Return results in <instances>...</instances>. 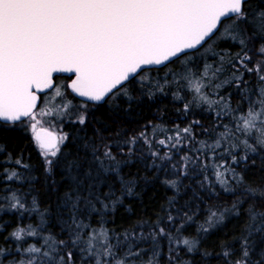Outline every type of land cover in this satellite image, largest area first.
<instances>
[{
    "label": "snow or ice",
    "instance_id": "snow-or-ice-1",
    "mask_svg": "<svg viewBox=\"0 0 264 264\" xmlns=\"http://www.w3.org/2000/svg\"><path fill=\"white\" fill-rule=\"evenodd\" d=\"M218 40H231L239 45L240 51H214ZM257 40L264 41V0H260L255 8L248 0H0V121L14 126L18 122L23 123L22 117L31 118L34 121L30 125L33 142L40 150L45 171L50 172L52 165L62 163L75 186L72 193H65L66 203L71 202L73 208H77L83 201L91 211H100L95 207V203H100L102 209L107 210L109 204L100 198L98 190L101 184L107 182L109 173L115 174L124 185L123 191L131 194V188L120 176V162L112 152V147L119 146L104 145L102 156L97 155V149L93 148L91 160L84 161L78 156L73 157L71 152H63L62 146L66 147V141L69 140L67 133L58 135L46 128L38 129L34 112L37 92L51 89L55 96H62L61 87H65L79 97L87 98L78 106L79 112L74 121L84 125L89 102L95 105L114 100L120 95L131 99L130 89L137 85L143 89L146 83L163 91L169 84L184 86L187 82L194 95L192 100L184 104L185 112L193 104L207 103L209 108L216 105L221 107L220 112L216 113L217 117L230 116L233 123V128L221 125L225 131L219 134L214 144L201 142L202 149L212 150L214 157L215 150L224 141L228 144L224 151L230 155L233 163L238 164L240 161L246 162L250 153H256L257 146L264 149V42L256 49L261 59L249 67L252 63L249 45ZM209 53L214 60L218 58V64L214 66L205 62L202 68L197 66L194 70L192 65L197 60L205 59ZM176 62L182 66V71L165 72L163 84L150 79L148 73L151 69L146 66L167 67L169 63ZM226 66L231 69L228 77L220 83H214L225 73ZM54 73H72L75 78L62 86L54 84ZM245 73L256 74L259 88L255 101L247 96L251 90L246 87ZM169 75L172 76L171 80H168ZM226 84H235L237 89H241L242 99L248 100L246 110H241L239 105L233 109L229 97L220 96L217 100H211L204 92L205 88L214 87L218 90ZM242 85L245 87L242 88ZM174 98L184 99L179 91L174 94ZM71 104V101H67L63 105L64 109H68ZM40 111L41 115L52 114L45 113L43 108ZM193 123L199 124V121ZM182 135L191 137L192 125L183 129L177 126V144L181 142ZM140 137L150 145L144 133H140ZM137 139L131 137L125 142L128 155L132 154L131 145ZM159 143L163 145L165 141L160 140ZM238 148L244 151L239 159L232 154ZM152 155L157 156L158 153L153 152ZM167 155L165 153V158ZM15 163L22 165L18 158ZM214 167L216 180L225 186L226 191H232L229 177L238 185L244 184V177L226 162ZM6 178L19 179V176L12 171ZM245 191L255 197L259 190L246 186ZM85 192L87 194L82 195ZM113 195L109 185V192L104 196L111 200ZM260 195L264 197V191H260ZM12 199L15 200L11 204L12 208H24L15 195ZM116 202L112 201L113 207ZM239 203L241 201L238 200L232 205L237 215ZM246 211L251 221L259 220L264 225V212L256 211L254 206ZM185 217L191 219L186 213ZM223 219V213L212 211L208 223L214 225ZM174 220L175 217L169 214L168 221ZM72 222L75 229L69 240H56L47 236L41 247L29 245L21 249L18 246L17 252L27 253L29 258L12 264H75L74 253L68 250L69 245L80 252L81 264H157L156 257L160 252L155 231L148 237L141 235L139 238L152 241V256L145 261L142 258L145 249L134 248L131 243L122 246L119 238H116L115 244L112 243L107 228L101 226L92 229L75 216ZM85 228L89 229L86 238L81 235ZM251 228L252 225H249V232ZM256 230L264 231V226ZM158 234L167 236L170 246L183 245L189 252L195 246L194 241L176 239L162 227L158 229ZM11 235L20 241L25 236H36L38 232L28 226L17 228ZM132 236L135 237V234ZM124 239H129L128 233H125ZM122 247L125 250L121 254L119 250ZM5 251L0 248V255ZM223 255L227 264H264V257L257 262L250 260L247 237L242 240L239 258L230 260L231 253L228 250ZM169 259L174 260L171 251Z\"/></svg>",
    "mask_w": 264,
    "mask_h": 264
},
{
    "label": "trees",
    "instance_id": "trees-1",
    "mask_svg": "<svg viewBox=\"0 0 264 264\" xmlns=\"http://www.w3.org/2000/svg\"><path fill=\"white\" fill-rule=\"evenodd\" d=\"M248 2L255 8L260 0ZM262 42L264 41L257 40L249 45L252 49L249 52L252 56L249 67L261 59L256 49ZM223 50L235 53L240 51V47L231 40L216 41L214 51ZM205 62L215 66L218 58L214 60L209 53L205 59L197 60L192 67L194 70L197 66L202 68ZM169 70L181 72L182 66L178 62L169 63L167 67L151 68L148 75L151 80H159L163 84L164 73ZM230 72L231 69L226 66L225 73L214 83L226 79ZM171 79L172 76L169 75L168 80ZM54 80L63 86L70 77L60 74ZM244 80L247 81L246 87L251 90L247 96L255 101L259 88L256 74L245 73ZM243 87L245 86L242 85ZM61 91L62 96H55L53 90L41 95L40 105L35 111L37 120L44 118L39 125L57 129L51 119L58 121L69 136L62 151L71 152L73 157L78 156L82 161L91 160L93 148L97 149V155L102 156L104 145H118L119 147H112V152L120 162V176L127 187L131 188V194L123 191L124 185L115 174L109 173L107 182L101 184L98 190L100 198L109 204L107 210H103L100 203H95L96 209L100 211H91L83 201L77 208H73L71 202L65 201V193H72L75 187L72 179L62 163L52 165L50 172L45 171L40 150L33 142L31 118L14 126L0 122V248L6 250L0 255V264H12L29 258L27 253L17 252L18 246L21 249L29 245L41 247L47 236L56 240H69L75 229L73 216L92 229H99L101 226L107 228L114 244L116 238H119L122 246L131 243L134 248L145 249L142 254L145 261L152 256V241L139 238L141 235L148 237L155 231L160 252L156 257L157 264H227L223 252L230 251V260L239 258L245 237L248 239L250 260L257 262L264 257V231L256 230L264 225L259 220L251 221L246 211L254 206L256 211L264 212V197L260 195V191H264V149L257 146L256 153H250L246 162L240 161L238 164L233 163L230 155L224 151L228 146L224 141L215 150L214 157L212 150L202 149L201 142L214 144L219 134L225 131L221 125L233 128L230 116L217 117L220 106L213 105L209 108L207 103L193 104L185 112L184 104L192 100L194 95L187 82L184 86L169 84L163 91L146 83L143 89L138 85L130 89L131 99L120 95L102 104L88 103L86 123L80 125L74 121L82 101L65 87H61ZM178 91L184 99L174 98ZM204 92L211 100H217L220 96L229 97L233 109L239 105L241 110H246L249 106L248 100L242 99V91L235 84H226L218 90L214 87L205 88ZM67 101L72 104L64 109L63 105ZM42 108L45 113L52 114L41 115ZM194 121H199V124H194ZM189 125H192L191 137L182 135L181 142L177 144V126L183 129ZM140 133L145 134L150 145L145 143ZM131 137L138 139L131 145L132 154L128 155V145L125 142ZM168 137L173 139L169 140ZM240 138L243 139L242 136ZM160 140L165 143L160 144ZM153 152L158 155L153 156ZM165 153L168 154L166 158ZM232 154L239 159L244 151L238 148ZM17 158L22 161V165L28 167L17 165ZM222 162L240 173L244 177V184L238 185L229 177L232 191H226L225 186H221L215 177L214 165ZM12 171L17 172L19 179L6 178ZM225 176L228 177V174L225 173ZM169 181L175 183L171 184ZM109 185L114 193L111 200L104 196L109 192ZM246 186L258 189L257 195L250 196L245 191ZM13 195L24 204V208L11 207L15 203ZM238 200L241 203L237 205V215L232 205ZM112 201H117L114 207ZM212 211L223 213V221L209 225L208 217ZM185 213L191 217L190 220L185 217ZM169 214L175 217L173 222L168 221ZM249 225H252L251 232ZM28 226L35 229L38 235L25 236L20 241L12 237L11 233L17 228ZM161 227L176 239L188 238L194 241L193 250L189 252L183 245L170 246L168 237L158 234ZM88 231V228L83 229L81 235L86 238ZM125 233L129 234L128 240L124 239ZM68 250L73 251L75 264H81L80 252L70 245ZM124 250L122 247L119 251L122 254ZM170 251L174 260L169 259Z\"/></svg>",
    "mask_w": 264,
    "mask_h": 264
},
{
    "label": "water",
    "instance_id": "water-1",
    "mask_svg": "<svg viewBox=\"0 0 264 264\" xmlns=\"http://www.w3.org/2000/svg\"><path fill=\"white\" fill-rule=\"evenodd\" d=\"M146 67H148V68H161V67H163V66H146ZM59 74H62V75H64V76H69V77H71L70 78V80L71 79H74L75 77H74V75L72 74V73H54L53 74V82H54V84H55V80H54V77L56 76V75H59ZM70 80L68 81V83H70ZM67 83V84H68ZM51 89H45V90H43L42 92H37V96H38V100H37V106H36V108L34 109V112H35V110L38 108V106H39V104H40V100H41V95H43V94H46L47 92H49ZM69 90V92L74 96V97H76L77 99H79V100H86L87 98H81V97H79L77 94H75V93H73L70 89H68ZM89 103H93V102H89ZM102 103H104V102H101V103H99V104H102ZM26 118H23L22 117V121L23 120H25ZM0 122H2V123H6V122H3V121H0ZM39 128H45V127H38V129ZM46 129H48V128H46ZM49 130V129H48ZM49 131H51V130H49Z\"/></svg>",
    "mask_w": 264,
    "mask_h": 264
},
{
    "label": "rangeland",
    "instance_id": "rangeland-1",
    "mask_svg": "<svg viewBox=\"0 0 264 264\" xmlns=\"http://www.w3.org/2000/svg\"><path fill=\"white\" fill-rule=\"evenodd\" d=\"M46 118V117H45ZM44 118L43 117H41L40 119H36V121L38 122V125L42 122V120H43ZM51 121L53 122V124H54V126L55 127H57V129L55 128H50L49 126H44L45 128H48L49 130H51V131H53V132H55V133H57L58 135L59 134H62V133H66L65 131H64V129L63 128H61V125L59 124V122L58 121H56L55 119H51ZM34 122V121H33ZM38 127H42L41 125H39ZM57 130V131H56ZM59 131V132H58Z\"/></svg>",
    "mask_w": 264,
    "mask_h": 264
}]
</instances>
